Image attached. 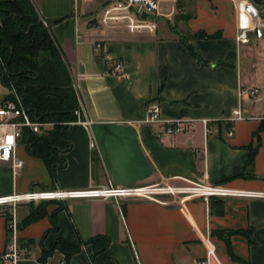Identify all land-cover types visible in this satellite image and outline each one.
I'll use <instances>...</instances> for the list:
<instances>
[{
	"label": "crops",
	"instance_id": "crops-1",
	"mask_svg": "<svg viewBox=\"0 0 264 264\" xmlns=\"http://www.w3.org/2000/svg\"><path fill=\"white\" fill-rule=\"evenodd\" d=\"M30 1L60 49L92 124L89 130L77 121L66 125L62 135L72 146L54 177L20 141L15 156L22 165L16 175L9 161H0V198L52 188L187 186L202 177L235 191L264 192V118L229 121L237 107L264 113V93L257 97L264 88V79L259 84L264 25L260 35L243 44L236 40L232 0H180V7L177 0H162L154 32L129 33L99 25L92 14L99 5L91 7V0ZM179 11L189 18L173 22ZM197 31L218 34L191 40L201 61L179 38V32ZM116 58L123 64L118 74L109 68ZM254 88L259 92L252 99L245 92ZM152 102L160 105L164 122L190 120L191 126L167 134L165 124L146 123ZM202 119L208 120L207 131ZM252 149V173L242 174ZM153 196L104 199L73 193L56 200L44 194L43 213L33 219L28 218L40 204H18V236L30 254L17 264L63 259L66 264H200L208 255L210 264H264V197ZM5 209L0 205V253L8 241ZM52 213L55 230H50ZM96 237H106L107 247L96 251L100 241H91ZM58 238L81 244L80 250L69 256L55 250L41 260L42 251Z\"/></svg>",
	"mask_w": 264,
	"mask_h": 264
},
{
	"label": "trees",
	"instance_id": "trees-1",
	"mask_svg": "<svg viewBox=\"0 0 264 264\" xmlns=\"http://www.w3.org/2000/svg\"><path fill=\"white\" fill-rule=\"evenodd\" d=\"M177 2L180 7V0ZM187 18L188 14L183 16V19ZM217 36L203 31L179 32L180 40L198 61L201 59L194 52L191 40ZM0 83L8 90L4 98L17 95L32 119L51 123L40 133L26 129L22 142L29 154L42 159L54 177L56 169L65 165L63 154L72 146L62 132L75 119L74 111L79 107V101L64 57L30 0H0ZM261 129L262 126L254 134ZM254 152V149L250 150L242 174L252 173ZM43 203L36 212H31L28 219L43 213ZM54 214L50 216V230L57 226ZM95 240L100 241L96 251L108 245L106 237H96L91 241ZM80 247L81 244H71L58 238L42 251L40 259H45L55 250L69 256Z\"/></svg>",
	"mask_w": 264,
	"mask_h": 264
},
{
	"label": "built area",
	"instance_id": "built-area-1",
	"mask_svg": "<svg viewBox=\"0 0 264 264\" xmlns=\"http://www.w3.org/2000/svg\"><path fill=\"white\" fill-rule=\"evenodd\" d=\"M80 1V0H75ZM234 2L235 13L238 20V32L236 40L239 43H249L251 35H260L261 27L264 25V16L261 9L253 0H232ZM162 0H112L101 8L96 14L95 20L99 25L111 28H123L129 33L154 32L156 19L162 12ZM145 15V17H143ZM45 24V21L41 19ZM96 49L100 50V42L95 43ZM112 73L118 74L122 71V61L114 59L109 65ZM259 92L257 88L246 91L248 97L254 98ZM241 94V93H240ZM14 98H3L0 100V161H9L13 174L16 175L22 165V160L15 156L16 148L22 141L23 132L27 129L34 133H40L43 129L51 126V123L40 122L32 119L26 109L23 107L20 98L14 95ZM148 114L145 119L149 124H165L164 133L173 134L191 126L190 120H178L170 123L164 122L160 117V105L152 102L148 105ZM75 119L81 123L87 130L90 129L92 120L85 113L84 108L79 107L74 111ZM264 113L260 116L249 114L242 107L232 110L230 122L244 119H263ZM204 130L207 131L208 120H201ZM233 128L230 124L228 135H232ZM90 145L94 146L93 138ZM206 177L194 181L192 185L173 186L165 184L152 189L144 187L132 188H98L90 190H66L59 188L29 190L24 193H12L6 197L0 198V205L6 206V233L7 244L0 253V264H17L23 258L30 254L29 246L22 242L18 236V219L16 217V207L21 203L43 201V195L47 194L49 198L56 200L68 199L73 193L82 196H98L101 198H127L131 196L145 197L155 199V194H166L174 198L181 194L201 195L205 199L209 196H229L242 194L249 196L264 197V192H240L228 189L222 185L210 184L206 182ZM200 264H210L211 258L206 256ZM60 264H66L63 259Z\"/></svg>",
	"mask_w": 264,
	"mask_h": 264
},
{
	"label": "rangeland",
	"instance_id": "rangeland-1",
	"mask_svg": "<svg viewBox=\"0 0 264 264\" xmlns=\"http://www.w3.org/2000/svg\"><path fill=\"white\" fill-rule=\"evenodd\" d=\"M83 1H85V0H83ZM83 1H79V3H82ZM90 1V0H89ZM110 1H112V0H91L90 2H91V7H94V6H98L99 5V7H97L93 12H92V14L93 15H96L100 10H101V8L103 7V6H105L107 3H109ZM178 3V2H177ZM185 3H188L186 0H185ZM75 4V3H74ZM73 4V6L74 7H76V9H77V4H75L74 5ZM177 16V17H176ZM183 16V14H181L180 13V11H179V13L177 12V14L172 18L173 20V22H176V21H178V20H180V17H182ZM157 20V19H156ZM159 20H161V19H159ZM158 21V20H157ZM260 47H261V49L263 50V74L261 75V77H263V78H261V80L259 81V84L260 85H262V80L264 79V40H263V42H262V44L260 45ZM1 84V83H0ZM260 88V92H259V94L257 95V97H261L262 96V94L264 93V88L262 87V86H260L259 87ZM0 100H1V98L2 97H4L6 94H4L3 92L5 91L6 92V90H4L3 92H2V90H1V87H0ZM262 106V99L260 98L257 102H256V107H258V108H260ZM42 201H40V202H35V203H38V204H40ZM31 203V202H30ZM6 207V206H5Z\"/></svg>",
	"mask_w": 264,
	"mask_h": 264
},
{
	"label": "water",
	"instance_id": "water-1",
	"mask_svg": "<svg viewBox=\"0 0 264 264\" xmlns=\"http://www.w3.org/2000/svg\"><path fill=\"white\" fill-rule=\"evenodd\" d=\"M253 2L261 9V1L260 0H253ZM143 17H145V15H143Z\"/></svg>",
	"mask_w": 264,
	"mask_h": 264
},
{
	"label": "bare ground",
	"instance_id": "bare-ground-1",
	"mask_svg": "<svg viewBox=\"0 0 264 264\" xmlns=\"http://www.w3.org/2000/svg\"><path fill=\"white\" fill-rule=\"evenodd\" d=\"M47 199H53V198H47ZM45 200V199H44Z\"/></svg>",
	"mask_w": 264,
	"mask_h": 264
}]
</instances>
